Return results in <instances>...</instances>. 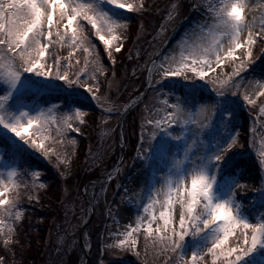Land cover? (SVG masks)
Instances as JSON below:
<instances>
[{"label":"snow or ice","instance_id":"snow-or-ice-1","mask_svg":"<svg viewBox=\"0 0 264 264\" xmlns=\"http://www.w3.org/2000/svg\"><path fill=\"white\" fill-rule=\"evenodd\" d=\"M192 7L204 17L190 34L195 42H178V51L148 66L150 77H160L148 85L159 93V103L145 108L135 159L148 168H166L167 175L161 188H154L148 196L150 202L143 206L146 215H138L135 226L124 230V238L116 244L106 243L105 249L132 251L139 258L138 234L143 228L145 250L149 246L156 250L157 256L165 257L164 264H209L208 258L210 264H264V211L255 214L254 220L248 211L255 210L257 203L264 208V102L253 117L246 141L255 152L260 172L258 177H249L252 184L240 171L243 163L237 157L245 145L239 143L234 123L239 108L248 106L251 115L257 99L264 97V69L250 79L242 75L264 56V49L253 55L254 46L264 45V15L259 21L249 20L247 0H201ZM259 7L264 9V4ZM179 9L180 4L174 3L168 19H174ZM147 10L143 0L139 4L128 0H0V130L4 143L17 150L26 145L51 162L56 154L43 142L51 126L62 124L57 128L61 134L78 133L87 122V113L81 110L85 101H96L108 118L121 115L105 107L112 101L101 88L104 83L111 88L112 82L106 79L101 51L114 65V53L121 52L128 37L129 14L142 16ZM96 40L103 44L100 51ZM59 49L71 51L64 57ZM77 51L86 54L84 67L70 78L71 57ZM226 62L232 65L230 75L205 79ZM178 77L183 79H174ZM42 94H54L60 104L41 106L35 97ZM56 113H60L58 118ZM102 124L107 119L102 118ZM6 154L0 148V235L6 225L7 249L23 213L19 193L9 195L17 187L19 166L14 159L6 161ZM55 167H63L61 176L68 178L67 156L56 155ZM32 175L35 184L39 173ZM249 190L253 195L245 206L243 196ZM157 204L162 209L158 214ZM189 238L190 256L186 251ZM0 264H7L3 257Z\"/></svg>","mask_w":264,"mask_h":264},{"label":"rangeland","instance_id":"rangeland-1","mask_svg":"<svg viewBox=\"0 0 264 264\" xmlns=\"http://www.w3.org/2000/svg\"><path fill=\"white\" fill-rule=\"evenodd\" d=\"M132 1L134 4H139L141 2V0ZM146 1L147 0H143V2L149 5L146 17H143L144 22L141 20H135V27L132 30L130 43H127L128 37L124 41L123 49H125L121 50V52L123 51L122 57L118 60L117 56L119 57L121 52L118 54L114 53L116 63L113 65V63H109L111 60H109L107 54L103 52L105 58H107L106 62L108 63L107 66L104 65L107 69L106 79L112 83L111 88H109L108 83H104L101 92L111 98L112 103L105 107H111L113 111H121L131 104V102H134L135 96H137L141 91L140 89L144 87L145 80L148 82V85L150 80H160V77L155 74L151 77L148 75L147 78L145 70L149 59L158 50L157 48L164 43L166 37L169 36L177 23L187 12H189L188 10L190 7V2H188V0H151L150 3ZM205 2H207V0H205ZM212 2L219 3V0H212ZM174 3L180 4L179 14L176 15L173 13L174 19L169 20L168 13L171 11V6ZM248 3L249 7L245 10L247 18L252 20L253 17H255V19L259 21L260 17L264 15V9L260 8L259 5L264 4V0H249ZM193 4H201V0H192V5ZM203 19L204 17L201 11L192 7V12L187 23L182 27L177 37H175V40L172 41L161 56L156 59V62L159 63L165 55L172 53L174 50L178 51V42L183 40L187 41L189 44L194 43L195 37L190 34L195 29L196 23ZM142 25L143 29L141 28ZM256 46H254L253 49L254 57L260 53L261 49H264V45L259 44L258 47ZM101 48L103 49V44L101 45ZM69 51H71V49H59L58 54L67 57ZM236 54L240 55V50H238ZM85 55L86 54L77 51L75 52V55L71 57L74 66L69 69L70 78H74V73L84 67ZM77 59L80 60L82 64L80 63L77 65L75 63ZM263 59L264 56H262L260 60ZM260 60H257L256 64L253 65L247 73H243L242 75L250 79L252 75L257 74L256 67H262V65H258ZM253 69H255V73H253ZM232 70L231 62H226L221 68L216 69V73H210L209 77H206L205 79H209L210 77L214 78L217 74H220V78L224 79L227 75L231 74ZM113 74H115L114 78ZM188 75H191V73H188ZM100 79L103 81L105 80V77H100ZM174 79H183V77ZM80 91L83 92L84 89L81 88ZM205 93L207 94V89L205 90ZM85 95L89 97L91 96L90 93H85ZM158 95V92L152 91L148 86L145 96L142 99L143 103L136 105L125 115V117H123L119 129L122 141L127 142L125 145L123 142L122 145V156H124L123 161L117 172L112 175L111 180L108 179L106 181L103 179L100 184H97L96 186L94 185L92 188L91 197L89 198L92 201V217L87 225L88 229H85L84 231V238L81 241L83 247L86 248V251H84L87 255L86 262H88L89 257L91 256V244L94 243V241H97L99 243V254L95 264H164L165 257L157 256L155 254L156 250L150 246L145 250L146 239L143 228L138 234V250L140 251L139 258H137L132 251H125L120 248H112L111 250L105 249L106 243L116 244L119 242V239L124 238V230L129 225L135 226L138 215H146L143 213V206L150 202L148 196L152 193L154 188H161L163 177L167 175L166 168H148L144 166L140 160L135 159L137 155L136 148L138 147L141 134V124L143 122L142 116L146 114V106H152L159 103L157 100ZM37 97H35V99ZM87 102L94 110L96 109L95 111H99L100 113H96L91 122L87 121L85 127L81 126L80 128V131L85 129V131H83L85 138L82 140L83 148H79V150L82 148L80 150V153L82 152L81 154L77 152V145H79V137L77 136H79L81 132H67L66 134L58 133L57 128H62V124H53L49 130L48 138L43 141L45 147L50 152H54L62 159L67 156L69 168V172L66 173L68 177L67 179L61 176V172L64 171V168L62 167L58 170L55 167L56 155L52 156L50 162L39 152L27 148L26 145L20 150L13 148L10 144H8V150L4 148L7 150L4 159L6 161L14 159L16 165L19 166L17 177L15 178L17 187L9 194L10 197H15L19 192L21 194L28 192V197H34L33 206L38 207L37 214L39 217L37 216L35 219L36 222H41V219H45L47 216L49 217L46 225L43 224L42 226H39V228H43L45 225V233L43 242L40 246L39 244L37 245L34 243L39 249V254H31L33 257H37L36 260H34V263H32V260L21 261L25 257L19 258L16 256L14 249L17 246L14 248L13 244H18L19 246L23 242L15 234L11 236L12 243L7 249L5 248L4 239L7 236V226H4V234L0 235V257H3L7 264H82L83 262V256L80 252L79 246V236L81 234L80 230L89 216V207L86 200H84L85 197H83L81 189L88 181L110 172L112 168L111 164L114 159L117 160L119 154L115 131L118 115H112L108 118L103 115L101 108L97 106L96 101L89 99ZM262 102H264V97L257 99L256 110H254L251 115L249 114L248 106H243L237 111V117L234 122L235 128L239 130L241 125L244 123L246 125V132L244 135L245 142L242 143L241 140L239 141V143L244 144L245 147L240 149L241 154L237 157L238 160L241 158H250L257 163L255 152L252 149V146L247 144L246 141L251 135L248 132V129L253 126V117L257 115L258 108ZM239 103L243 104L242 99ZM40 105L43 107L48 106V104ZM81 110L86 112L84 109ZM239 113L240 115H243L240 124L237 119ZM55 115L58 118L60 113H56ZM102 118L107 119V124H102ZM75 127L76 125L73 124V128ZM257 127L259 128V123H257ZM29 131L31 132L32 130ZM8 135L11 136L12 134L9 133ZM2 138H4V131L0 130V148H3L1 145V143H3L1 140ZM33 139L40 142V139L36 136H33ZM20 143L22 144L23 142ZM259 144L260 138L258 136L257 147H259ZM26 156H29L30 158L32 157L34 160H39L41 163L44 162L48 165L49 172L54 179L57 180V190H55V195L46 189L41 200H39L40 192L45 190L43 188L45 187L46 181L41 178V173L33 162L29 161L26 163V159L25 162H23ZM78 162L80 164L78 167L81 166L85 172L80 176L79 180L76 179V181H74L73 171L75 169L73 164ZM2 169L3 166L0 165V170ZM33 172L39 173V177L36 179L35 184H33ZM25 173L27 174L25 175ZM251 174L253 173L245 174L244 179L251 176ZM4 176H7L6 171L4 172ZM247 182L252 184L250 181ZM94 195L98 197L97 200L93 199ZM252 195V191L249 190L248 193L243 196V201L245 200L243 203L245 206H247ZM47 196H51L54 198L53 201L56 202V208L54 207V211L49 205H43L41 207L42 201H44ZM160 199H163V196H161ZM259 206L260 205L257 203L255 210L248 209L249 213H251L250 219L254 220L255 214L264 211V208L259 209ZM177 207H179V205H177ZM161 210L160 205L157 204L155 206L157 214ZM49 211L53 212L48 213ZM39 212L43 214L40 215ZM7 223H11V221H7ZM155 226L156 225L153 224V227ZM148 244L150 245V241H148ZM192 246L191 239L189 238L188 248L186 249L189 256ZM208 259L210 264V258ZM86 262L85 264H87Z\"/></svg>","mask_w":264,"mask_h":264},{"label":"trees","instance_id":"trees-1","mask_svg":"<svg viewBox=\"0 0 264 264\" xmlns=\"http://www.w3.org/2000/svg\"><path fill=\"white\" fill-rule=\"evenodd\" d=\"M149 3L151 0H147ZM146 1V2H147ZM130 3H133L132 0H129ZM145 3V2H144ZM146 5H149L147 3H145ZM129 16L132 18V22L129 26V32H128V42L127 43H130V40L132 38V30L133 28L135 27V20H141L144 22V18L143 17H146V13L144 15H138L136 13H131L129 14ZM97 41V40H96ZM97 44V51H100L102 50L101 48V45L96 42ZM259 46V43L256 47ZM125 49V48H124ZM123 49V50H124ZM118 54V53H116ZM115 54V55H116ZM80 55V54H79ZM123 55V51L120 53L119 57L117 56L118 60L122 57ZM101 58L104 62V65H108V63L106 62V58L104 56V53L101 51ZM264 59L263 60H260L258 62V65H262L261 68H257L256 67V73H259L261 71V69H264ZM73 63V62H72ZM116 63V62H115ZM82 64V63H81ZM74 66V64H73ZM73 68V67H72ZM70 73V71H69ZM142 90V89H140ZM38 102L40 104H43V105H46V104H49V103H52V102H55V103H58L60 104V101L56 98V96L53 94L52 96H48V95H40L38 98H37ZM85 107L83 108L86 112H87V116H86V121L88 122H91V120H93V117H95V114L99 112L98 111H95L91 105H89V103L87 101H85ZM242 117L243 115L240 113L238 114V121H239V124L241 123L242 121ZM86 124L82 125L83 127H85ZM246 125L245 123L243 125H241L239 127V136L241 137V142L244 143L245 142V132H246ZM83 131H85V129H83ZM83 131H80L81 132V136H77L79 137L78 138V143L79 145H77L78 147V150L77 152L79 154L80 153V150L83 148V138H85V134ZM3 141V143H1L2 147L3 148H6L7 150L9 149V146L8 144L4 143V140L3 138L1 139ZM77 143V144H78ZM127 142L124 141V145L126 144ZM82 147L80 150L79 148ZM78 154V155H79ZM25 159H26V163L27 162H33L34 165H36L41 173V178L44 179L46 181L45 183V187L43 189L45 190H42V192H40V195H39V200H41V197L43 196V194L45 193L46 189L48 191H51L53 195L56 194V191L57 190V180L54 179V177L51 175V173L49 172L48 170V165L46 163H41L39 160H34L32 157L30 158L29 156H26L24 158V161L25 162ZM242 163H243V168L241 169L243 172H244V175L245 174H249V173H253L251 174V176L249 177H252V178H255V177H258L259 176V168H258V165L257 163L253 160V159H250V158H241L239 159ZM116 159H114V161L112 162V166L113 164L115 163ZM80 164L79 162L76 163V164H73V167H74V171H73V179L74 181H76V179L79 180L80 176H82V174L85 172V170L83 168L78 167ZM98 176V175H97ZM249 177L245 178L246 181H250L251 183H253V180L252 179H249ZM20 189V188H18ZM22 191V190H21ZM20 193V192H19ZM98 195V194H97ZM20 210L23 211V216H22V219L18 222H16L15 224V235L18 236V238H20V240L23 242L21 243L19 246L18 244H13V247L15 248V246H17L14 251L16 253V256H18L19 258L20 257H25L23 260L21 261H28V260H32V263H34V260H36L37 257H33L31 254H39V249H38V246L34 245L35 244H39V246L41 245V243L43 242V238H44V233H45V225L47 224V221L49 220V217L47 216L45 219H41V222H36V218L37 216L39 217V215L37 214V208L36 206H33V199L32 200H28V192H25L23 194L20 193ZM94 200H97L98 197L96 195L93 196ZM249 197V196H248ZM54 198H52L51 196H47V198L44 199V201H42L41 203V207L43 205H49L50 208H53L52 210L54 211L56 206V202L53 201ZM245 202V200L243 201ZM55 207V208H54ZM259 209H262L260 206H259ZM53 211H49L48 213L50 212H53ZM39 214H43L41 212H39ZM43 224L44 227L43 228H39V226H42ZM88 229V228H87ZM15 237V236H14ZM16 239V237H15ZM92 248H91V256L89 257V260L88 262H86L87 264H95L98 259V254H99V243L96 241H94V243L91 244ZM76 257V256H74Z\"/></svg>","mask_w":264,"mask_h":264},{"label":"water","instance_id":"water-1","mask_svg":"<svg viewBox=\"0 0 264 264\" xmlns=\"http://www.w3.org/2000/svg\"><path fill=\"white\" fill-rule=\"evenodd\" d=\"M189 14H187V15H185V17L183 18V20L177 25V26H175L176 28L174 29V31L170 34V36L168 37V39L166 40V42L163 44V46L161 47V48H159L160 50L153 56V58L152 59H150V62H149V64H148V66H150V64H151V62L152 61H155V59L159 56V55H161L164 51H165V48H167L168 46H169V44L171 43V41L176 37V35L178 34V32H179V30L182 28V26L184 25V23H185V21L188 19V16ZM147 69H148V67H147ZM146 89H147V85L145 86V88H144V90L142 91V93L136 98V101L135 102H133V104L131 105V106H129V107H126V108H130V110L133 108V107H135L136 106V104H138V102L143 98V96H144V94H145V92H146ZM143 94V95H142ZM125 108V109H126ZM124 109V110H125ZM124 110L123 111H121L120 113H121V115H119V118H118V123L116 124V135H117V140H118V146H119V150H120V154L118 155L119 156V159H118V162H117V164H116V166H114L115 168L112 170V172L111 173H108V174H106V175H104L102 178H104L105 180H108V177H109V175H113L116 171H117V169H118V165H120V163H121V161H122V151H121V140H120V137H119V125H120V122H121V120H122V118L125 116V114H123L124 113ZM129 110V111H130ZM128 111V112H129ZM127 112V113H128ZM101 177H100V179H95V180H91V181H89V182H87L84 186H83V188H82V193H83V195L85 196V200L87 201V203H88V206H89V210H90V214H89V217L87 218V220H85L86 222L83 224V226H82V228H81V234H80V236H79V246H80V251H81V253H82V256H83V262H82V264H85L84 262H86V260H87V255H86V252H83L84 251V249H83V245H82V233H83V231L82 230H84L85 228H86V226H87V224H88V222L90 221V219H91V216H92V202H91V200L89 199V196L86 194V186L87 185H95V184H98V183H101V179H102ZM89 199V200H88Z\"/></svg>","mask_w":264,"mask_h":264},{"label":"bare ground","instance_id":"bare-ground-1","mask_svg":"<svg viewBox=\"0 0 264 264\" xmlns=\"http://www.w3.org/2000/svg\"><path fill=\"white\" fill-rule=\"evenodd\" d=\"M248 1H249V0H247V2H248ZM248 10H249V9H248ZM90 188H92V185L89 184V185L86 186V194H89V192H90V190H91ZM82 237L84 238V235H82ZM85 250H86V248H84V251H85Z\"/></svg>","mask_w":264,"mask_h":264}]
</instances>
